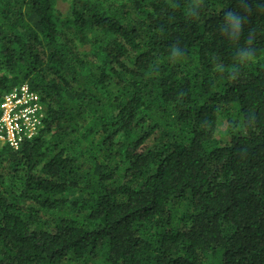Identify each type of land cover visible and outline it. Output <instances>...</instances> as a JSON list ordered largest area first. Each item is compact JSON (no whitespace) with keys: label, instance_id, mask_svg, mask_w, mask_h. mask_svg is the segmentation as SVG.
Masks as SVG:
<instances>
[{"label":"trees","instance_id":"trees-1","mask_svg":"<svg viewBox=\"0 0 264 264\" xmlns=\"http://www.w3.org/2000/svg\"><path fill=\"white\" fill-rule=\"evenodd\" d=\"M23 85L0 264H264V0H0Z\"/></svg>","mask_w":264,"mask_h":264},{"label":"built area","instance_id":"built-area-1","mask_svg":"<svg viewBox=\"0 0 264 264\" xmlns=\"http://www.w3.org/2000/svg\"><path fill=\"white\" fill-rule=\"evenodd\" d=\"M45 108L40 97L26 85L4 95L0 103V146L17 149L41 126Z\"/></svg>","mask_w":264,"mask_h":264},{"label":"rangeland","instance_id":"rangeland-1","mask_svg":"<svg viewBox=\"0 0 264 264\" xmlns=\"http://www.w3.org/2000/svg\"><path fill=\"white\" fill-rule=\"evenodd\" d=\"M57 8H58L62 13H65V12L67 11L68 6H67V3H65V2H59V3L57 4Z\"/></svg>","mask_w":264,"mask_h":264}]
</instances>
